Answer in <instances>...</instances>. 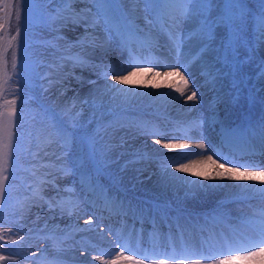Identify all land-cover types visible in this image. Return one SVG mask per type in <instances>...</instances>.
<instances>
[{
  "label": "rangeland",
  "instance_id": "374dc122",
  "mask_svg": "<svg viewBox=\"0 0 264 264\" xmlns=\"http://www.w3.org/2000/svg\"><path fill=\"white\" fill-rule=\"evenodd\" d=\"M3 1L5 7L7 0ZM217 3H221V0H217ZM60 4H62L64 7ZM31 6L35 9V11L32 10L28 15V20L26 21L24 25L25 28L22 31L23 44H21L22 50L25 51V54L31 60V63L27 62L26 60H22L16 66V70L15 72L13 71L11 78L12 80L15 79L17 82H19L21 86L26 87V89L29 90L33 95L32 97L28 96V98L19 101L18 97L11 89H9L4 84L2 85L4 88H2L0 85L3 92V103L5 100L16 99L17 101L16 123L19 125V127H14L13 129L15 134V150L13 158L15 159L16 164L18 163L20 165L19 167L22 168L23 165L24 168L22 172H19L17 173L18 175H15V182L13 179H9L5 182L6 194L4 196L6 202L0 209V228L5 230L0 232V237H2L0 238V256H3L4 260L0 261V264H38L37 260L42 257L51 259V261L46 264H61L63 261H67L68 263L72 264L75 262V259L72 257L73 255L70 257L63 256L59 253L54 255L53 244L56 239V233L58 230H65L62 231L61 234H66L68 232H72L75 229V232H77L82 227L85 228L90 224L86 221L80 223V216L78 217L74 207L71 205L72 201L79 197V194L75 192V195L77 196L75 197L70 185H72L75 180H79L82 177L77 173V166H70L69 158L66 155V153H75V140L68 137L65 132L62 131L64 121L68 122L65 127L70 126L72 129H75L78 134H88V136L94 139V142L89 144L91 150V145L93 143L95 144V150L97 153L96 156H92V165L101 173H104L109 177L113 176V178L116 179L113 180L110 178L115 183H105L102 185V189L97 187L96 189H92L93 192H96L97 190L111 191L118 182L125 186L132 193H142L144 195L155 197L161 206V213L164 214L167 211L169 213V210L172 212L176 211V207H174L176 200L174 199L177 196L183 195L179 193V191L183 190V187L186 191H189L186 188L189 186L191 179L190 181L188 179L186 180L183 176L181 178V175L174 173V186L173 184H169L167 182L164 183L163 186H159L157 188H152L150 186V188L147 182L150 183L154 177L156 171L154 170V166L158 161L162 162V158L157 156L160 153L157 152L160 149L157 147L159 144L155 143V140L159 138L148 134L139 135V133L130 131L133 123L130 125L119 124L118 119L120 117L119 115L115 114L117 112H108L109 110H113L115 108L114 106H117L119 103L120 104L118 106L124 103L127 105L131 101L125 98L124 93L127 88H124L125 86L123 83L113 80L111 74H105L111 69H115L117 71L123 69L120 74L126 76L129 72L134 71L135 69L131 68L128 72V67L132 65V63H129L127 58L130 59L131 56L133 58L135 56L137 59H141L142 55L145 54L143 52L137 51L136 49L139 41L146 45L147 41L143 37L139 36L131 27L134 23L138 24L136 21L142 22L143 20V17L139 16V11L137 8L134 7V3H130L125 0L123 4L118 5V7L116 6V12L118 13V16L115 19L108 21L109 29L111 28L115 30L111 33L120 37V44L117 46V49L119 52L124 53L126 59H124L123 56L120 58L117 50L116 55L113 54L107 58H100L101 56L97 57L98 54L96 57L92 56L95 53L103 52L101 48L102 45L105 44V40H117L113 37H109L107 31L105 33L103 32L104 34L99 33L93 24L87 22L90 19H85V21L79 20L77 23H71L68 21L69 18L67 17L72 14L77 15L80 18L92 17V14L87 10V7H89V0H71L70 4L64 3L63 0H37V2L31 3ZM120 6L125 10L126 13ZM140 6L141 9L145 8L144 4H141ZM51 10L54 14L52 16L50 12ZM2 11L3 7L1 6L0 18L2 16ZM5 11L7 13L10 12V5L8 8H5ZM95 14L96 13H94V15ZM122 15L127 18L126 25H123L125 22L123 21V18H121ZM148 17L150 19H155L159 26H165L166 24V21L158 18L155 13L149 14ZM146 24L149 25V22L146 21ZM0 25H2L1 20ZM214 30L218 35L221 36V38L217 41H214L211 45L216 46L217 54L220 57L219 60L223 59L225 63L221 65V71H219V67L215 70L212 69V66H207L206 75L195 74L194 72L189 73V83L198 80L209 82L207 73L211 72L215 76L218 74L227 76L232 82L236 78L237 80L239 79L238 75L243 70L244 66L241 64V55L238 54L236 50V44L233 42L234 34L233 31L231 32L229 23L226 29L220 27L215 28ZM246 33L248 34L247 30ZM226 36L228 38L227 40L225 39ZM1 38L2 37L0 36V44ZM134 38H136V40ZM9 40L10 38L6 39L4 44H1V46L8 48L7 46L9 45ZM228 41L232 42L228 44ZM230 44L232 45L231 49L228 47ZM55 47L58 50L56 52L53 51ZM0 49H2V47H0ZM16 49L17 51L19 50L18 47H16ZM17 51L16 55L18 54ZM122 53L120 54L122 55ZM63 54H66L69 57H79L74 59L63 56ZM58 55H62L60 56V60L54 62L53 56L55 59H57ZM170 60L171 59L166 60V62L170 63ZM82 61L86 63V67H82L80 65ZM56 62H58V69L60 71L72 70L75 72V75H70L72 76V79L73 77H76L77 74L80 77L82 76V83L80 86H84L95 81L96 77H94V74H97L100 70L104 72L106 71L105 73L102 72L100 75H98V78L102 79L108 87L115 85L114 94L120 98V101H114L115 104L112 107L106 106V109L100 108L97 110L99 112L96 113L94 111L95 108L92 109L94 107V103L91 102L89 104L90 101H87L86 98L81 100L84 97H79V95L77 99L73 100L74 92L69 91V89H73V87L75 88L77 85H73V87L66 86V84H68L70 81V77L67 78L66 81H61L59 78H57L56 83H54L49 77L47 68L49 65L56 64ZM90 63H94L96 65L94 67H97L98 69H94V64L91 65ZM209 65H212V63ZM214 68H217V66ZM156 70H158V68L154 69V71ZM170 71H173L172 67H165L163 68V72L156 76L157 82L160 83V85L155 84L158 89L156 92H159L158 96L160 95V97L163 98L160 100L161 102L164 101L167 90L168 94H170L171 92H169V90L179 86V83L184 85V82L181 81L180 78L177 81L175 76L165 75V73ZM144 73L153 75L151 72ZM143 74L141 76H144ZM141 78L143 77H140L139 80ZM146 79L148 78L146 77ZM174 79L175 82H177L176 85L172 84ZM222 80L223 79L220 78L219 80L215 81V83H220ZM76 83L77 82H74V84ZM137 83L134 87L129 88L132 93H134V91L140 87L141 82ZM200 84H203V82ZM163 86L166 87L163 90H160L163 88ZM237 87L241 91H244L240 83L237 84ZM228 88L226 86V88L221 91L214 90L211 92L208 90V88H206V90L202 92V95H198L199 90L196 89L197 99L191 101L187 100L186 97L194 90L190 89L188 84L186 95H184L183 98L181 97V99L185 98L187 101L185 106L188 108L190 103L195 104L194 108L190 107L191 111L197 107L199 109L197 111H201L199 103H203L204 101L207 102L210 107L206 110L204 116L208 124H213V119L215 117H217L215 118L217 120L220 118V116L225 114V107L222 105V108L220 109V105L217 103H220L223 101V99L225 101L228 98L226 97L227 95H232L233 88L229 93ZM116 89L125 90L118 92ZM250 90H253V88ZM150 93L153 94V92ZM243 94L248 95L247 93ZM95 97L97 98L96 100H99L103 98V95L100 96V98L98 95H95ZM124 98L126 100H123ZM220 98L222 100H220ZM200 99L202 101H200ZM130 104L120 108L118 113H126V111H128L127 108L129 105L131 107L134 105L132 102ZM151 104L152 103L138 107L148 108V105L155 108L164 107L160 109L159 113L163 116H167L166 111H169L168 108L172 106V103H159V101L158 103L154 101V103L152 105ZM168 104H170V106H168ZM173 105H176V103ZM97 108L98 107L96 106V109ZM91 109L93 111H90ZM176 109L177 106L171 111ZM46 110L48 111L46 112ZM2 111H6V109ZM152 112L153 110L149 109L147 115L145 113H139L136 115L130 114L129 116L132 122H138L139 124L142 123L143 125L148 124V120L150 119ZM192 114L193 113L190 115ZM93 119L94 121H92ZM111 123H113L114 126L117 125L121 128L114 131L112 130V125L107 127V125ZM196 124H199L195 126L197 129H199L201 126L206 128V121L203 117L198 119L194 125ZM139 128L140 130H144L146 129V126ZM58 130L59 133L62 134H59ZM59 138L62 139L63 145L58 143ZM169 138L173 137H167L164 139H167L166 141H168ZM193 143L196 145L200 144L199 142L195 141H193ZM63 147L65 148L64 150H62ZM202 150L205 152V149ZM146 154L157 155H151L150 157H154V161H150L147 160L148 157H145ZM165 154L169 153L167 152ZM171 155L174 156L173 153ZM167 156L169 155H164V157ZM13 160L10 159L9 172L15 171L14 165L16 164L13 163ZM61 161L63 164L60 166L59 164ZM165 162H167V158L164 159V163ZM164 165L166 164H157L158 167ZM173 165L176 164H168L166 166ZM15 172H18V167L16 168ZM194 181L201 183V181L198 180ZM194 181H192L193 185L195 184L193 183ZM43 184L44 186L46 185V187H42ZM85 185H88V183H85ZM197 185L199 184L197 183L196 186ZM92 186L93 185H89L90 190ZM219 188L222 190L224 187L221 185ZM240 188L241 187H234L232 190H240ZM258 190H260V188ZM258 190L253 191L255 192ZM189 192L192 193V191ZM117 195L120 196V192H118ZM89 198L90 201L95 199L93 196H89ZM200 198L203 201L212 202L211 198ZM109 199L114 201L112 198ZM119 199H121V197H118V200ZM51 202L55 205H47ZM36 206H38L37 209H35ZM106 208L108 210H112V207L110 206H106ZM54 210L55 212H53ZM104 214L105 213L101 214L97 221L102 223L106 222L107 220ZM139 215L143 217L147 215L153 216L150 215V213H147L146 210L141 213L139 212ZM181 221H183V218ZM164 225L168 226V223L165 222ZM35 228L37 231L45 234H43L38 240H35L32 237L26 238L30 235L29 233L31 230ZM111 231H115V229H112ZM83 232L86 235H89L86 229H83ZM106 234H109V236L111 235L110 232ZM128 235L132 236L131 234ZM59 236L60 240H72V237L70 236L67 238H64L63 235ZM112 238L115 237L112 235ZM18 242L22 244L25 243L26 247L28 246L29 248H24V250H22V246L18 247ZM183 243L186 244L185 241H183L182 244ZM107 247L108 246H106V249H108ZM60 249L61 246L58 245L56 251H60ZM67 249L70 252L73 251V247L70 248L69 245ZM253 251H256V255L249 259H241L243 264H255L259 254L257 249H254ZM132 255L134 254L132 253ZM162 258L166 259V257L162 254L154 253L153 259ZM145 259L151 260L148 258ZM109 262L110 260L108 261V264H110ZM205 262L206 261H203L202 264H206ZM232 263H238V261L235 260Z\"/></svg>",
  "mask_w": 264,
  "mask_h": 264
},
{
  "label": "bare ground",
  "instance_id": "6f19581e",
  "mask_svg": "<svg viewBox=\"0 0 264 264\" xmlns=\"http://www.w3.org/2000/svg\"><path fill=\"white\" fill-rule=\"evenodd\" d=\"M8 4H9V0L6 1L5 8H8ZM140 5L141 4L134 3V7L137 8V10L139 11L138 12L139 14L142 13ZM97 9H98V5L93 4L92 0H89V7H87V10L89 13L92 14V17L80 18L79 16L72 14L69 17H67V18H69L68 21H70L71 23H77L79 20L85 21V19H90L87 21L88 23L93 24L99 33H103V32L105 33L107 31L106 28L108 26V19L105 18L104 14L102 12L98 14ZM94 13H96V14L94 15ZM5 14H6V11H5ZM112 15H113V13L109 14V16H112ZM246 18H247V12H245L243 10L242 16L238 17L234 21H231V23H232V31H233V34L235 36L236 45H237V48H239L238 50H240V52L243 54H246L248 52V54L244 57V63H246L248 61V64H251V63H254L255 61H257V57L253 56V54L249 52V49L246 45V42L244 41L245 38H244L243 25L246 21ZM134 28L153 45L157 44L159 41H162V37H160V34L158 33V31L156 29H154L153 26H150L148 24H139V23L135 24L134 23ZM104 42H105V44H103L102 48H101L104 53L103 52L95 53L92 56L96 57L98 54L97 57L101 56L100 58H107L110 55H113V54L116 55L118 41L105 40ZM0 50H2V49H0ZM259 50H260V53L264 55V44H262V45L260 44ZM212 52H213V49L208 48L207 53H212ZM212 57L214 58L215 56L212 55ZM85 64L86 63L84 61H82V63L80 65L82 67H86L87 65H85ZM217 65H218V63H216L214 66H217ZM58 68H59L58 62H56V64L49 65V67L47 69H48L50 79L54 83H56L57 78H59L61 81H64V80L66 81L67 78L70 77V81L68 84H66V86H72L73 87V85H77V87H75V88L73 87V89H69V91L74 92L73 100L77 99V97L79 95H80L79 97H84L81 100L86 98L87 101H90L89 104L91 102L94 103V107L92 109L95 108L94 111L96 113L99 112V111H97L98 109H100V108L106 109L107 108L106 106L112 107L115 104L114 101H116V102L120 101V98L114 94V89L111 87H108L102 79L98 78L99 77L98 75H100L102 73L101 70L97 74H94V77H96L95 81H93L92 83L86 84L84 86H80L82 83V78H81L82 76L80 77L77 74V76L73 77V79H72L71 77L73 75H75L74 71H72V70L60 71ZM258 72L260 73V75L258 76V80H257L259 83L256 85V87H253V90L249 91L250 94L247 93L248 95H246L243 93H238L236 98H233L231 100H227V102L225 104V106H226L225 117L227 120H231L232 118H234L235 112L237 110L243 108L244 105H247L252 98L259 101L264 107V68L259 67ZM143 73L144 72H138L136 75L131 76L126 83H123V85L125 86L124 88H127V90L124 93L125 98L128 99L129 101H131L132 103H134L136 107H138V106L142 107V105H147L150 103L153 104L154 101L157 103L159 101V103L165 102V103H172V104L176 103L177 104L179 101H182L185 99V98L181 99V97L183 98V96L186 95V91L184 92V95L181 96L180 93L175 91V88H176L175 87L174 89L169 90V92H171V93L168 94V90H167L168 87H167V89H166L167 92H166V95L164 97V101L161 102L160 100H162L163 98H161L160 95L158 96L159 92L158 93L156 92V91H158V89H157V86H155V84L160 85V83L157 82V78H156L157 75H155V74L150 75V74H145V73L143 74ZM142 74L144 76H141ZM70 75H72V76H70ZM140 77H143V78H141L143 80H141V79L139 80ZM146 77L148 79H146ZM74 82H77V83L74 84ZM137 82H141V85L136 91H134V93H132V91H130L129 88L134 87ZM220 86H222V82L214 83L213 87L218 88ZM165 87L166 86H163V88L160 90H163ZM177 87H180L183 89L184 85L179 83V86H177ZM123 90H125V89H123ZM192 90L196 91V88H193ZM150 92H153V94H151ZM162 93H165V92H162ZM95 95H98L99 98H100V96L103 95V98L96 100L97 98L95 97ZM125 98L123 100H126ZM94 100H96V101H94ZM220 100H222V99L220 98ZM96 106L98 107L97 109H96ZM87 107H88V105H87ZM182 107H185V106H182ZM190 107L194 108L195 104L190 103L189 108L186 106L185 110L181 114H178V116H190V114L187 115L191 111ZM92 109L90 111H93ZM197 110H199L198 107H197ZM258 115L260 117L264 116L263 113H259ZM242 124L248 125V123H242ZM197 125H199V124H196L195 126H197ZM199 129H200L198 132L199 134H204V133L208 132L207 125H206V128L201 126V127H199ZM199 134H197V135L201 136ZM173 138H169L168 141H165V142L162 141V143H167V142L183 143V144L187 145V147L184 148V150L181 153H179L180 150H182V149H171V150L170 149H164L162 147V144H159V145H157V147L160 149L157 152H160L162 154L167 153V152L169 154L179 153V154H176L175 157H183L184 151H189V150H197L199 153L201 152V154L198 157L189 158L186 160V162H181V163L173 165V166L164 165V166L158 167L156 164L154 166V170H156L154 177L152 178L150 183L147 182L149 187L151 186L152 188H157L159 186H163L164 183H167V182L169 184H173V186H174L175 185L174 173L179 174V175H181V178L183 176L186 180L188 178L191 179L189 186H187L189 189H187V190L192 191V193H190L189 191H186L184 187L182 188L183 190L180 189L181 191H179L181 194L185 195L186 201L187 200H193L195 198V196H199V197H203V198L207 197V199H209V198H211V196H214V194L216 196H219V195L222 196L224 194L230 195L227 202L222 201V202L217 203L215 206L218 210H220L222 212H224L222 210V209H224L226 211V213H228L230 216L235 215L234 209L236 208V206H238V204L241 200V199H238V197H241L244 194H251V193H256V192L260 193L264 190V188H261L260 190H258L259 189L258 186L262 183V180L264 179V178L259 177V176L248 177L246 179L242 178L240 180H230V179L222 178L221 176H218L216 174L217 171L219 173H222V174L224 173V171L222 169H219V168L214 169L211 165L206 164L207 156H206L205 152H203L204 150L200 149L198 147V145L194 144L193 141H191V139L188 141L182 142L179 139H173ZM162 149H163V152H162ZM169 156L164 157V158L168 159ZM186 166H187V171L184 172V171L178 170L180 167H186ZM203 169L211 170V172L204 174ZM249 171L261 172V171H264V168H256V169H251ZM207 174H209V175L213 174L212 176H210L212 178L208 177L205 179V177H207L206 176ZM227 175H234V173L233 174L228 173ZM194 180L201 181V183L196 181V183L194 185H192V181H194ZM208 180H211V182H207ZM219 182L224 187L222 189V191L219 188V187H221V185H217V184H219ZM197 183L199 185L196 186ZM234 187H241L242 189L240 188V190L235 192L232 190V188H234ZM247 187H251V188H247ZM253 190H258V191L254 192ZM242 191H244V192H242ZM106 217H107V215H105V218ZM181 219L182 218H177V220L179 221V226L182 228V230H185V231L187 230L188 232H191V234H194L193 231L197 230V226L193 227L191 225L192 221L187 220L185 218V216H183V221H181ZM80 230H82V229H79V231ZM89 233L98 234L99 232L97 229H94V230L90 231ZM111 233L112 234L109 236V234L107 235L102 231L99 236L102 240L107 239V240L113 241V240L117 239V240L121 241L116 230L111 231ZM112 235L115 238H112ZM154 245H156V244H154ZM85 252L89 253L88 250H86ZM73 254H76L77 258H81L83 256L82 251H76V253L74 252ZM77 254H78V256H77ZM111 255H110V257H111ZM126 256H128V255L124 254L122 256H118V254H116L114 258H115V260H118L120 262V264H130V262L125 259ZM86 257L89 258L90 255L87 254ZM114 258L111 259V263L109 262L110 264H113ZM137 259H139V258H137ZM104 264H107V263H104ZM144 264H151V262L144 261Z\"/></svg>",
  "mask_w": 264,
  "mask_h": 264
},
{
  "label": "snow or ice",
  "instance_id": "6c2138e0",
  "mask_svg": "<svg viewBox=\"0 0 264 264\" xmlns=\"http://www.w3.org/2000/svg\"><path fill=\"white\" fill-rule=\"evenodd\" d=\"M37 0H22L23 5H28L29 3H35ZM64 3L70 4L71 0H63ZM125 0H92V3L98 5L97 12L103 13L105 18H108L109 14L116 11V6L124 3ZM130 3L136 4H144V11L146 13H155L158 18L163 19L166 15L168 20H170V25L166 24V27H169V35L175 40L176 37L172 34L171 29H180L181 25L191 24L193 27L189 30L186 35H182L180 38V43L183 44L186 41H191L193 39L198 40L200 42L201 48L198 50V53L193 60L203 59L204 55L207 54L208 48L212 47L209 44L210 38L213 36V32L215 28H227L228 23L236 20L238 17L243 14V5L241 4V0H221V3H217V0H127ZM21 0H17V7L15 11V17L18 21L19 26L16 29V36L12 37V40L15 41L17 36L22 34V15L20 8ZM261 5V11L259 12V42L264 43V0H259ZM221 4L223 7H221ZM27 9H24V17L26 18ZM215 14V18H214ZM3 27V25H0ZM11 44V42H9ZM229 49H231L232 45L230 44ZM5 52L7 49L4 50ZM2 53H0V57H2ZM12 67L13 71L16 70V52L12 53ZM131 66V65H130ZM165 67H172L173 71L165 73L166 76H175L179 77L181 81L184 82L185 88L176 87L175 91L180 93L181 96L184 95V92L187 90V85L189 83L187 76L185 73L187 69L184 68L182 64L180 65H164ZM152 68H141L136 66L134 71L129 72L126 76L121 75L120 72L115 69H111L105 75L111 74L112 79L116 80L120 83H126L131 76L136 75L138 72H152ZM156 75H159L157 72ZM209 82L215 83V80L218 78L212 73H207ZM111 88L115 89V85H111ZM118 92L124 91L123 89H116ZM187 100H195L197 99L196 91H192L190 95L186 97ZM17 101L16 99L5 100L3 105H0V108L6 109V111H0V195L6 194V185L5 182L10 179L11 173L9 172V163L10 159L14 156L15 150V134L13 132L14 127H19L16 123L17 116ZM59 133V130H58ZM62 134V133H59ZM222 138L225 141H230L234 146L240 147L242 150L251 149L254 153V148H252L249 135L256 136L259 135L261 141V148L264 151V122H261L257 128H249L241 133L235 132H227L222 129ZM179 137H174L173 139H177ZM70 143V141H69ZM156 144H162L164 149H184L187 145L183 143H174L167 142L162 143L161 139L155 140ZM92 147V155L96 156L95 144L91 145ZM198 147L200 149L205 148V144H199ZM218 159H224V164H220L219 167L223 168L225 164L229 163L227 157H220L218 155ZM208 160L212 161V163H216L215 160L212 159V156H208ZM235 163V161H232ZM249 167H258L257 165H248V164H238L235 168H225L224 173H219L217 171V175L222 178H227L230 180H240L242 178L255 177L259 176L264 178V171L261 172H251V171H241V169H247ZM179 171H187L186 167H180ZM228 173H234V175H227ZM193 183H196L195 181ZM91 181L89 180V185ZM264 216V213L261 214ZM259 230H260V241L259 243H264V219L259 222ZM5 231L3 228H0V232ZM2 238V237H0ZM257 247V251H264V248ZM243 254L237 255H223L219 259H212L211 264H232L235 260L240 259H249L252 256L256 255V251H252L250 248H244L238 250ZM124 255V252L121 251L118 256ZM126 260L130 262V264H144L143 259H137L133 256H126ZM203 257L201 258H192L189 261V264H202ZM4 257L0 256V261H3ZM113 264H118V260H113ZM153 264H169L168 259H156L153 261ZM175 264H184V259H176Z\"/></svg>",
  "mask_w": 264,
  "mask_h": 264
}]
</instances>
